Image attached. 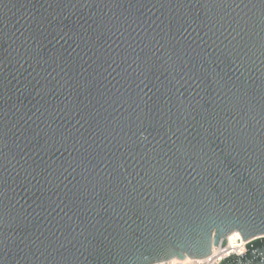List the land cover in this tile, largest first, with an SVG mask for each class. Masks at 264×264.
<instances>
[{
	"label": "water",
	"instance_id": "95a60500",
	"mask_svg": "<svg viewBox=\"0 0 264 264\" xmlns=\"http://www.w3.org/2000/svg\"><path fill=\"white\" fill-rule=\"evenodd\" d=\"M264 264V0H0V264Z\"/></svg>",
	"mask_w": 264,
	"mask_h": 264
},
{
	"label": "built area",
	"instance_id": "2783aa9c",
	"mask_svg": "<svg viewBox=\"0 0 264 264\" xmlns=\"http://www.w3.org/2000/svg\"><path fill=\"white\" fill-rule=\"evenodd\" d=\"M219 249L217 251H213L211 253L210 256L206 257V258H195V259H191L189 261H185L183 259H172V260H168V261H161L158 264H219V262L221 261L222 258H227L230 255H232L233 253H237V254H242L243 252L246 251L245 249V245H244V250L243 251H232V253H228V245L226 247H221V245H219Z\"/></svg>",
	"mask_w": 264,
	"mask_h": 264
},
{
	"label": "bare ground",
	"instance_id": "6f19581e",
	"mask_svg": "<svg viewBox=\"0 0 264 264\" xmlns=\"http://www.w3.org/2000/svg\"><path fill=\"white\" fill-rule=\"evenodd\" d=\"M245 241L243 240L242 234H240L238 231H232L231 234H229L228 237V253H232V251H243L244 250ZM220 246H218L219 249ZM218 249L214 250L217 251ZM193 258L186 257L185 261H189ZM177 260V259H175Z\"/></svg>",
	"mask_w": 264,
	"mask_h": 264
}]
</instances>
